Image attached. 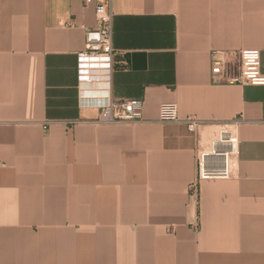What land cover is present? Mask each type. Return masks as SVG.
I'll return each mask as SVG.
<instances>
[{"label":"crops","instance_id":"crops-1","mask_svg":"<svg viewBox=\"0 0 264 264\" xmlns=\"http://www.w3.org/2000/svg\"><path fill=\"white\" fill-rule=\"evenodd\" d=\"M109 5L117 54L91 84L94 3L0 0V264H264V85L210 70L211 50L256 48L264 73V0ZM105 96L142 99L143 120L94 124ZM220 130L231 177L193 187Z\"/></svg>","mask_w":264,"mask_h":264},{"label":"built area","instance_id":"built-area-1","mask_svg":"<svg viewBox=\"0 0 264 264\" xmlns=\"http://www.w3.org/2000/svg\"><path fill=\"white\" fill-rule=\"evenodd\" d=\"M86 4L94 3L96 24L85 28V44L77 53V78L81 83L96 84L107 81L112 70L113 58L117 50L112 47V12L109 0H83ZM66 27L74 26L71 20H63ZM210 70L214 80L240 85H264V73L261 72L260 50L242 48L233 58L227 51L211 50ZM143 100L138 98H112L105 96L98 105V116L94 124H123L143 120ZM161 121H176L175 103H163L159 108ZM193 130L197 124L195 118L186 120ZM221 143V144H217ZM237 137L232 131L220 130L211 140L207 150L197 156L196 182L201 179H228L232 165L229 161L236 153Z\"/></svg>","mask_w":264,"mask_h":264},{"label":"bare ground","instance_id":"bare-ground-1","mask_svg":"<svg viewBox=\"0 0 264 264\" xmlns=\"http://www.w3.org/2000/svg\"><path fill=\"white\" fill-rule=\"evenodd\" d=\"M217 144H221V143H217ZM233 163H234V159L232 157L231 160L229 161V165L231 164L233 166Z\"/></svg>","mask_w":264,"mask_h":264},{"label":"rangeland","instance_id":"rangeland-1","mask_svg":"<svg viewBox=\"0 0 264 264\" xmlns=\"http://www.w3.org/2000/svg\"><path fill=\"white\" fill-rule=\"evenodd\" d=\"M218 134H219V131L215 133V135L213 136V138L216 137ZM213 138H212V139H213Z\"/></svg>","mask_w":264,"mask_h":264}]
</instances>
